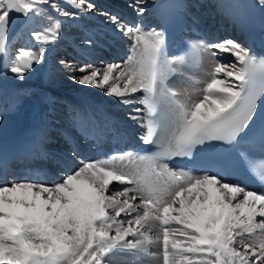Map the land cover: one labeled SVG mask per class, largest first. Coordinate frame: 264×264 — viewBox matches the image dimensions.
<instances>
[{
	"label": "snow or ice",
	"instance_id": "6c2138e0",
	"mask_svg": "<svg viewBox=\"0 0 264 264\" xmlns=\"http://www.w3.org/2000/svg\"><path fill=\"white\" fill-rule=\"evenodd\" d=\"M146 5L132 0L130 7L143 16ZM217 6L234 16L235 5ZM96 9L93 0H0V61L23 80L62 39L59 17L71 21ZM102 15L131 42L123 64L59 63L77 84L143 105L128 118L156 151L82 160L52 184L9 180L0 169V264H113L123 254L149 257V264H264V192L233 178L243 163L264 183V56L235 38L191 41L199 76L186 74L177 66L193 65L188 56L169 57L163 30ZM18 25L35 47L15 46L10 32ZM177 75L186 78L183 89L169 83ZM249 136L258 139L260 158L225 150ZM176 157L191 167H172Z\"/></svg>",
	"mask_w": 264,
	"mask_h": 264
},
{
	"label": "bare ground",
	"instance_id": "6f19581e",
	"mask_svg": "<svg viewBox=\"0 0 264 264\" xmlns=\"http://www.w3.org/2000/svg\"><path fill=\"white\" fill-rule=\"evenodd\" d=\"M123 1L126 0H110L109 2H106L109 4L107 5L102 0H96V2L100 3V5L111 9H114ZM161 1L162 0H155V2H153V0H147L146 12L143 16H138L130 7L131 4L128 3L127 6L125 5L122 7L123 9L120 14L123 18H127L129 20L128 23H143V25L147 28H156L158 31H160L159 25L154 16V12H156L157 5ZM181 1L184 2L185 0ZM254 1L257 3L264 16V9L259 6L257 0ZM61 2H63V0H61ZM197 2L198 4H201L204 12L201 13L202 15L196 17V22L194 24L184 19L182 20L181 28L183 29V33H185L184 35L186 37H191L193 29H196V31L199 33L209 30L211 31V36H208L207 38L209 41H212L215 39L212 31L223 28L221 23H219V20L222 19L221 21L224 24L226 21L227 27L232 29V32L234 33V37L232 38H235L243 43L249 42L251 32L248 28V24L245 21V10L241 0H197ZM221 3H230L236 6L232 10L234 16L236 17L235 19L234 16L228 14L225 9L217 6ZM191 7H194V5H191ZM191 7H187L185 5L182 6L181 9L183 11L187 10V8L191 10ZM115 14L120 15L118 12H115ZM202 16L214 20L211 24H209L205 19L203 22L205 26L200 27L199 24H201L200 22L203 21L200 19ZM59 18L63 21L64 25L63 37L57 44L51 46L48 49L45 62L41 65V68L37 66L35 71L28 74L23 80H19L10 71H8V69L4 66V63L0 61V147L5 145L1 152L0 166L10 161L16 167L20 165V168L18 169L25 175L26 179L39 180L40 182L47 184L54 183L55 177H57V175L51 173L45 166L42 168L30 167L29 165L31 164L32 158L38 156L44 160L46 164L58 163L59 165L64 166L66 169L69 167L70 163L65 158L68 157L67 153L52 145L53 141H51L50 138H47L51 135V133L52 135H56V137H62V140L68 139L74 150L80 153V155L86 161H90L93 158L95 160H99L97 150H92L91 144L84 140V133L88 127H93L94 129L101 130V133H106V128L112 127L111 121L112 119H115L118 122L121 121L124 126H127L129 130L133 131L137 139L141 140V137L144 135V129L140 126V123L128 118L129 113L136 114L134 112L135 108H142L143 105L139 103H133L131 105L121 104L117 101V99H114V97L104 95V93L99 89L82 85L79 87L74 81L72 88H75V90L71 91L67 90L69 87L66 88L65 86H62L63 84H56V86L50 84V80H58L64 76L70 78L67 70L59 63L61 59L65 60L64 56H62V50L65 49L66 46L72 47L74 43L73 41L78 42V39L82 38L78 32H75L74 29L76 28L75 24L78 26L84 23L82 19L83 17L75 19L74 21L64 20L62 17ZM70 24L74 25L75 28ZM103 24L104 22L100 19L96 21V25L98 26ZM93 27L94 26H89V31H87L84 36H88ZM202 28H205V30L202 31ZM20 31L22 32V30ZM187 32L190 33L186 34ZM16 33L17 31L15 32L14 36L16 35V37H19L20 43L26 45L27 47H35L34 42L30 43V37L26 33ZM97 34L99 38L101 36L105 37V33L103 31L102 33ZM105 38L108 41L107 43L97 41L98 45L103 47L101 49L95 45L92 47H87L82 42L81 46L78 48L79 51L72 52L70 51V47L69 51L66 49L65 55L68 59L71 58L72 55L75 60H78L77 62L84 61V63L88 62L93 65H102L103 67L100 69H103L105 65L110 63L123 64L124 61L121 59L124 58L126 60L129 56L131 47V45L129 46L130 41L123 36H118L117 39L108 37ZM14 41L16 40L14 39ZM127 41L129 42L127 43ZM172 52L175 53L177 50H172ZM83 55L85 58H88L86 59V62L85 59L82 58ZM50 56L53 59L49 58ZM173 56L176 55L173 54L171 57ZM72 64L76 63L72 62ZM179 67L191 74L197 72L196 69L192 70L190 66ZM170 82L171 80L169 83ZM42 88L50 90L54 89L57 93L71 95L72 97L70 99H67L62 95L58 98L62 99L65 105L66 101L70 100L69 106L72 109L67 107L65 110L67 114L64 115L60 108L57 109V107L54 106L52 98L47 96L46 100L43 101L41 96H39V93L43 94L40 92ZM84 89L85 92H93V94H91L93 97L92 99L83 93H80V91H83ZM15 92H20L21 96L19 100L21 102H26L24 106L20 107L19 104L15 102ZM136 95L140 96V93H137ZM109 102L114 104H108ZM105 106L110 108V110H107ZM100 107L105 108L107 113L102 112ZM118 108H120L121 111L120 113L117 112V115H115V112L118 110ZM64 109L65 108H63V110ZM105 109L102 110L106 111ZM68 115H71L75 118L74 128H76L77 131L81 130V136L79 137L80 140L77 139L74 132L69 138L68 131L73 129V127L68 124L65 118H63L64 116ZM137 115H142V113ZM43 131H48L46 132L45 136L41 135ZM58 131H61V133ZM137 133H139L140 136H137ZM71 160L75 164L72 167V171H74L80 163L75 158ZM125 162L128 164V168L134 167V164L129 163L127 160L122 163L125 165ZM13 172L16 173L17 171ZM111 259L113 264H149L151 258L144 256L137 257L132 254H123L115 255Z\"/></svg>",
	"mask_w": 264,
	"mask_h": 264
},
{
	"label": "rangeland",
	"instance_id": "374dc122",
	"mask_svg": "<svg viewBox=\"0 0 264 264\" xmlns=\"http://www.w3.org/2000/svg\"><path fill=\"white\" fill-rule=\"evenodd\" d=\"M103 1V0H102ZM110 0H107V1H103V2H109ZM94 3H95V1H93ZM130 2V3H129ZM131 4L132 3V1L131 0H126L125 2H122V5H125V4ZM96 4V3H95ZM107 5H109L108 3H106ZM200 6V5H199ZM201 7V6H200ZM202 8V7H201ZM191 9H192V7H191ZM203 9V8H202ZM194 10V9H193ZM105 12H108V13H111V14H115L114 12H112V11H110V10H108V9H104V8H102V7H99L98 5H97V9H96V11L93 13V14H91V15H88V16H84L86 19H90V21H92V23H93V25H90V26H94V27H98V26H96L95 25V20H96V17L98 18V19H100V20H102V21H104V23H106L107 21H106V19L103 17V15H102V13H105ZM205 13H206V11H205ZM95 14H97V15H95ZM99 14V15H98ZM92 16V17H91ZM96 16V17H95ZM94 17V18H93ZM83 19V21H84V18H82ZM98 19H97V21H98ZM72 21H74V20H72ZM125 22V21H124ZM108 23V22H107ZM125 23H127V22H125ZM132 23V22H131ZM71 25V24H70ZM72 27H74V25H71ZM76 27H78L77 29V31L78 32H83V25H79V26H76ZM103 27V28H102ZM100 26V28L101 29H104V31H110V32H113L114 34H116V35H118V36H121L120 34H117L116 32H114L113 30H111L110 29V27H108V26H106V25H103V26ZM75 28V27H74ZM111 28H112V26H111ZM108 29V30H107ZM75 30V29H74ZM73 30V31H74ZM100 30V29H99ZM99 30H98V32H99ZM17 33L19 34L21 31H20V29H19V25L17 26ZM16 33V34H17ZM11 34H13V33H11L10 32V35ZM20 34H24L23 32H21ZM224 36H225V34H224ZM84 37V36H83ZM10 38H14L16 41H14L15 42V46L16 47H20V46H23L22 45V43H20V41H19V37H16V35L14 36V34L13 35H11L10 36ZM106 42L107 40H106V38H103V39H100V42H102V43H104V42ZM74 43H75V41H73ZM82 42H83V39H78V42L76 41V44H73L75 47H72L71 49H70V47L69 46H66V48L65 49H63L62 50V56H64V59H65V61H67V63H69V64H71V65H73V66H79V65H82V64H85L84 63V61H82V62H77L78 60H75V58L74 57H72V55H71V58H67L66 57V49L68 48V51H69V49H70V51H75V50H77L78 49V47H80V45L82 44ZM129 41H127V43H128ZM130 44H131V42H129V46H130ZM24 46H26V45H24ZM128 46V47H129ZM27 47V46H26ZM54 48V47H53ZM129 54H130V52H129ZM58 55V54H57ZM51 57V56H50ZM49 57V58H50ZM66 57V58H65ZM82 58H84L85 59V62H86V59H88V58H85L84 57V55H83V57ZM69 60V61H68ZM72 60V61H71ZM121 60H123V61H125V59L124 58H122ZM75 61V62H74ZM113 61V60H112ZM72 62L73 63H76V64H72ZM99 62H100V60H99ZM98 62V63H99ZM104 62V61H103ZM111 62V61H110ZM88 63V62H87ZM109 63V62H108ZM39 67L41 68V65H39ZM95 67H97V68H102L103 66L102 65H98V64H96L95 65ZM37 77H38V75H37ZM59 80V81H58ZM56 79V80H50L49 82H50V84H52L53 86H56V84H63L62 86H65L66 88H68L67 90H75V88H72L73 87V85H74V82H73V80L71 79V78H67V77H63V78H61V79ZM57 81V82H56ZM55 82V83H54ZM78 86L80 87V85L78 84ZM48 87V86H47ZM43 89H45V88H42V90ZM90 89V88H89ZM42 93H45V92H42ZM52 94H56V92H51ZM80 93H83L84 95H86L87 97H89V94L91 95V94H93V92H91V91H86L85 92V89L83 90V91H80ZM91 97H92V95H91ZM90 98V97H89ZM92 99V98H91ZM52 100H53V103H54V106H56L57 107V109H59L60 107L59 106H61V108H63L64 107V103H62L63 101L61 100V99H57V98H52ZM66 106V105H65ZM63 111V110H62ZM120 111H121V109H119V112L118 113H120ZM117 113V110H116V112H115V115H117L116 114ZM73 131H74V129H73ZM115 187V186H114Z\"/></svg>",
	"mask_w": 264,
	"mask_h": 264
}]
</instances>
